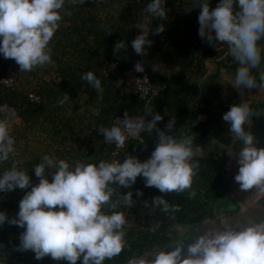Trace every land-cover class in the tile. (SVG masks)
<instances>
[{
    "label": "clouds",
    "instance_id": "clouds-1",
    "mask_svg": "<svg viewBox=\"0 0 264 264\" xmlns=\"http://www.w3.org/2000/svg\"><path fill=\"white\" fill-rule=\"evenodd\" d=\"M66 3L76 6L84 4L85 0H0V54L14 60L20 72L52 64L49 45L60 27L61 12L70 15ZM198 8L199 37L209 46L215 47L217 42L226 44L229 55L238 65L233 87L255 89L257 83L251 73L262 61L258 42L264 40V0H220L214 9H210L209 0H199ZM146 10L156 19H167L164 0H151ZM149 24L145 19L135 25L139 34L131 46L138 56H146L152 46L153 42L148 39L150 33L159 35L165 31L163 23L154 30ZM125 47L123 41H117L114 55ZM134 70L144 72L143 63L138 61ZM152 70L160 71L161 66L153 64ZM81 79L102 95L101 80L93 72L82 74ZM259 79V87L264 88V70ZM68 99L65 93L59 105ZM144 112L143 117H130L125 112L122 120L117 118V125L98 128L105 143H115L117 148L124 147L129 135L155 131L158 135L155 149L144 162L127 155L122 163L102 160L96 165L77 161L70 166L63 159L56 161L48 155L41 158L34 167L39 183L24 194L17 216L9 220L6 213L0 212V225L8 222L25 229L20 235L19 250L32 251L37 260L51 257L55 261L77 264L82 258V264H104L118 256L126 245L123 231L126 219L123 212L114 211L119 201L111 200L113 184L129 188L138 177H143L146 186L155 187L163 194L191 188L199 167L194 157L201 148L194 147L191 138L176 139L169 134L175 119L161 130L157 123L163 117L147 104ZM15 115L10 112L0 119V163L16 155L15 141L10 135L11 118ZM147 116H151V120H147ZM250 117L251 109L242 99L239 105L230 106L223 121L243 145L238 154L235 181L244 191L255 188L264 192V148L255 147L254 135L245 130ZM46 169H55L48 174L51 182ZM30 185L31 177L23 169L13 167L0 175V192L25 190ZM132 195V192L123 195L125 205L131 204ZM136 195L143 193L138 191ZM189 196L194 197L195 192H190ZM152 202L162 205L165 212L180 210L178 206H170L163 196ZM106 206L111 214L103 210ZM193 240L187 245L186 255L185 243L180 241L171 251L133 257L127 264H264V220H249L245 225L194 235Z\"/></svg>",
    "mask_w": 264,
    "mask_h": 264
},
{
    "label": "trees",
    "instance_id": "trees-1",
    "mask_svg": "<svg viewBox=\"0 0 264 264\" xmlns=\"http://www.w3.org/2000/svg\"><path fill=\"white\" fill-rule=\"evenodd\" d=\"M150 2L151 0H104L101 6L99 0H85L84 4L76 6L66 3L65 8L70 15L61 12L60 27L49 45L52 48V64L57 68L56 78L40 79L38 86L33 89L34 93H30L24 86H8L3 82L10 78V69L3 64L5 58L0 54V119L7 113L15 112L14 117L20 119L28 128L41 122L49 142L57 143L63 148L58 157L66 162L72 159L96 165L102 160L111 162L115 145L105 143L98 128L116 125L115 119L124 117L125 112L130 117H142L145 115L146 104L163 117L157 123V128L165 130L169 121L175 119L170 135L176 139L191 138L193 146L199 142L212 148L210 152L194 159L199 167L195 170L191 188L184 192L163 194L157 188L153 190L146 186L144 178L138 177L144 187L136 186L129 191L133 194V200L130 205H125L123 195L128 192L119 194L117 184L112 185L114 194L111 200L119 201L114 211L123 212L126 219L123 227L126 245L118 256L106 260L104 264H127L133 257L165 250L176 239V234L182 227L213 220L221 210L233 208L232 213L239 210V205L231 198L227 182L229 150L236 137L229 132L223 115L230 110V106L240 103L237 100L222 99L219 87L214 83L222 77L223 71L235 76L238 65L229 55L225 44L217 42L215 47L209 46L199 37V0H164L167 10L165 20L156 19L147 12ZM219 2L220 0H209L210 9H214V4ZM112 8H116L115 12L118 14L114 18L99 17L100 11ZM145 19L150 21L149 27L153 30L160 23L165 24V31L159 35L150 33L148 39L153 42L152 46L147 50L146 56H138L132 49L131 42L139 34L135 25ZM117 41H123L126 47L114 55L113 49ZM207 59L214 60L213 71L202 84L201 96L193 105L190 96L195 94L194 85H190L184 77L158 76V71L152 70L153 64H163L191 71L194 63L204 66ZM138 61L143 63L144 70L152 81L159 78L167 85L166 92L151 102L124 93V75L134 69ZM14 63L20 70L19 65ZM88 71L101 80L104 90L102 95L81 79L82 74ZM31 72L23 73L31 75ZM252 76L257 81L256 75ZM65 93L69 95V99L59 105ZM31 94L38 97L39 101L33 100ZM82 95L87 99L84 105H79L77 98ZM83 106L96 107L99 113L90 114L86 118L80 117L78 113ZM2 107L12 110H2ZM255 108L250 106L251 117L245 130L255 116L252 112ZM204 117L206 120H203ZM146 119L151 120V116ZM84 133H88L93 141L90 150L85 152L69 144L70 141H81ZM157 139L155 131L148 132L145 135L146 147L131 146L118 155L117 161L122 163L127 155L151 156ZM14 156L10 155L8 161L0 163V175L20 162L16 168L20 167L28 173L31 185L25 190L17 188L12 192H0V212L6 213L9 220L17 216L19 202L24 194L31 190V186L39 183L34 167L41 162L39 158L21 162ZM54 170L46 169V175ZM47 178L51 182V175ZM138 191L143 195H136ZM193 191L195 196L190 198L189 193ZM160 196L170 206H178L180 210L165 212L162 205L153 204L154 198ZM103 210L111 214L107 206ZM24 231L18 225H10L8 222L0 225V243L5 245L0 264L27 262L30 251L19 250L20 235ZM44 260L43 264H68L67 261H55L51 257H45ZM77 264H82V258Z\"/></svg>",
    "mask_w": 264,
    "mask_h": 264
},
{
    "label": "crops",
    "instance_id": "crops-1",
    "mask_svg": "<svg viewBox=\"0 0 264 264\" xmlns=\"http://www.w3.org/2000/svg\"><path fill=\"white\" fill-rule=\"evenodd\" d=\"M213 63L214 60L207 59L204 63V78L203 83L207 80L208 74H210V70L212 68L213 70ZM196 63L193 64L195 66ZM44 68H50L53 72L51 73V79H55V72H56V66L54 64H48L45 65ZM169 69H173L176 71L175 77L179 74L180 77H184L185 80L189 82V80L192 78L191 75H186V73L194 74L193 80H195L196 77V70L190 69L191 71H184L185 69L181 68H173V67H167L166 65H161L162 73L159 74H166V72H169ZM203 70V69H202ZM162 76V75H159ZM235 76L233 74L227 73V71L222 72V77L220 79L215 80V84L219 87V91L223 92L226 97L233 98L234 100H237L239 103L242 102V99L248 103L249 107L253 106L256 107L252 112H254L255 116L253 120L249 123V127L246 131H250L254 137H255V147L257 148H264V88L259 87L260 82L256 81L257 87L255 89L247 90V89H236L233 87L234 85ZM60 80L58 79L57 82ZM194 82V81H193ZM191 83V82H190ZM195 83V82H194ZM202 83V84H203ZM201 85H194L195 86V94H192L190 98L192 99V105L195 100L200 98L201 96ZM87 97L85 95L79 96L77 98V103L79 105H84L86 102ZM99 111L96 107H84L81 109L78 113L80 117H87L90 114H98ZM69 115V114H68ZM203 120H206L204 117ZM76 127V126H74ZM77 131V130H76ZM77 146L75 143H72V141L69 142V144L74 145L76 149H80L83 152L86 150H90V147L93 145V141L90 140L88 133H84L82 136L81 142L77 141ZM80 142V143H79ZM194 147L201 148L200 153L194 157L198 158L205 153H208L211 151L212 148H210L207 144H200L199 142L195 144ZM243 145L240 141H238L237 138H235L233 144L230 147L229 150V173L227 176V182L229 184L230 188V195L232 200L235 202V204L239 205L238 212H234V209L231 208L229 210H221V212L216 216L213 220L205 221L202 224L196 225V226H187L182 227L178 230L176 234V239L173 240L170 244V246L165 249L171 251V248H173L178 242L184 241L185 248L184 253L186 255L187 253V245L190 243H193V236L194 235H201L209 231L214 230H222L228 227H237L238 225H245L248 223L249 220L253 221H260L264 220V207H263V201H264V192H260L257 189L253 188L251 190L244 191L240 188V185L235 181V176L238 174V154L241 151ZM58 157V156H57ZM137 159H139L141 162H144L148 158H150V155L148 156H141V155H135ZM57 160H60L58 157ZM77 160H70L68 163L70 166H73ZM141 183V181L137 178L136 183L132 185L129 188H124L123 186H120L119 194H124L126 192L132 191L136 186H138ZM118 188V189H119ZM154 190L155 187H152ZM230 211V212H229ZM160 251V250H156ZM154 251V252H156ZM152 252V253H154ZM151 254V253H150ZM149 255V254H148ZM149 260L152 259V256L150 255L148 257Z\"/></svg>",
    "mask_w": 264,
    "mask_h": 264
},
{
    "label": "rangeland",
    "instance_id": "rangeland-1",
    "mask_svg": "<svg viewBox=\"0 0 264 264\" xmlns=\"http://www.w3.org/2000/svg\"><path fill=\"white\" fill-rule=\"evenodd\" d=\"M99 0V5H103V1ZM215 7L217 4H214ZM116 8H112L110 10H104L100 11L99 17L105 18V16H109L111 18H114V15H118L115 12ZM239 9H237L238 11ZM116 13V14H114ZM226 45V44H225ZM258 47L261 48L262 52V61L260 66L257 69H253L251 74H255L258 78L257 81L260 82L259 74L262 70H264V40H261L258 42ZM226 50L228 51V46H225ZM15 61L10 59H5L3 64L8 65V68L10 69L8 75H10V80L13 81V86H24L28 88V91L30 93H34L33 89L34 87L38 86V83L40 82V79H47L49 80L51 77V73L53 72L50 70V68H44V67H37L32 71L31 75L29 73H23L18 70L15 66ZM169 72H166V74H159V75H166L169 77H173L176 75V71L173 69H169ZM210 71H213L212 68ZM163 71H160L159 73H162ZM209 75V74H208ZM188 76V74H187ZM44 77V78H42ZM180 75L178 74L176 78H179ZM187 80V79H186ZM220 90V89H218ZM253 114H255L253 112ZM12 128L10 129V135L14 139V148L16 149V155L14 156L15 159L23 161H28L34 158H41L44 155H48L54 160H57L58 153L62 152L63 148H60L57 143H50L47 134L44 131V126L40 123H38L36 126L32 125L30 128L26 127V125L17 117L11 118ZM81 142V141H80ZM79 142V143H80ZM74 143V142H72ZM76 142V146H77ZM62 149V150H61ZM20 165V162L16 164V167ZM20 168V167H19ZM118 187H120L118 185ZM30 251V250H29ZM27 262L25 264H33L34 262L37 264H43L45 262L44 258L42 260H37L35 258V254L30 251L29 255L26 258Z\"/></svg>",
    "mask_w": 264,
    "mask_h": 264
},
{
    "label": "built area",
    "instance_id": "built-area-1",
    "mask_svg": "<svg viewBox=\"0 0 264 264\" xmlns=\"http://www.w3.org/2000/svg\"><path fill=\"white\" fill-rule=\"evenodd\" d=\"M192 69L196 70L197 74H196L195 80H193L194 74L186 73V75L188 74L192 76V78L189 80L188 83L190 85H201L204 81L203 80L204 72H205L204 68H202L201 65H195L192 67ZM124 76H125L124 93L127 95H133V96H137L140 98L141 96H143V99L147 100L148 102H151L154 99L162 96L167 90V85L164 82H162L159 78L156 79L155 81H152L145 70L142 73H138L134 69H132V70L127 71ZM184 78L186 77L184 76ZM3 82L8 86L13 85V81L10 79H4ZM157 89H159V91H157ZM220 96L222 99L226 101H233V98L231 99V98L226 97V95L223 92H220ZM30 97L35 101H39V98L36 97L34 94H31ZM2 110H12V109H9L8 107H2ZM123 118L124 117H118V119H121V120ZM118 119H115L114 121L116 125L119 123ZM147 133L148 131H145L139 134L129 135L124 147L122 148H117L115 143H113L115 145V152L112 154L113 158L111 159V161H117L118 155L126 152L131 146L138 145L141 147H146L145 135ZM138 186L144 187L142 183H140ZM118 190L120 191V188ZM145 190H147V188ZM4 247L5 245L0 243V259L4 256V251H3Z\"/></svg>",
    "mask_w": 264,
    "mask_h": 264
},
{
    "label": "water",
    "instance_id": "water-1",
    "mask_svg": "<svg viewBox=\"0 0 264 264\" xmlns=\"http://www.w3.org/2000/svg\"><path fill=\"white\" fill-rule=\"evenodd\" d=\"M263 207H264V201H263Z\"/></svg>",
    "mask_w": 264,
    "mask_h": 264
}]
</instances>
